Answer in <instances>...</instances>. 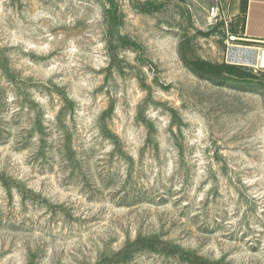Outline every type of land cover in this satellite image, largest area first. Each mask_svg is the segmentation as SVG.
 <instances>
[{
  "label": "rangeland",
  "instance_id": "374dc122",
  "mask_svg": "<svg viewBox=\"0 0 264 264\" xmlns=\"http://www.w3.org/2000/svg\"><path fill=\"white\" fill-rule=\"evenodd\" d=\"M224 5L0 0V264H264V44Z\"/></svg>",
  "mask_w": 264,
  "mask_h": 264
},
{
  "label": "crops",
  "instance_id": "0c3cea01",
  "mask_svg": "<svg viewBox=\"0 0 264 264\" xmlns=\"http://www.w3.org/2000/svg\"><path fill=\"white\" fill-rule=\"evenodd\" d=\"M240 0H223V13L233 19L231 21L239 22L238 9ZM234 10V11H233ZM264 0H247L245 23L234 25L229 28L233 36H244L245 41L256 42L258 39L264 41ZM238 39V38H237Z\"/></svg>",
  "mask_w": 264,
  "mask_h": 264
},
{
  "label": "built area",
  "instance_id": "2783aa9c",
  "mask_svg": "<svg viewBox=\"0 0 264 264\" xmlns=\"http://www.w3.org/2000/svg\"><path fill=\"white\" fill-rule=\"evenodd\" d=\"M230 38V40H235V39H237V37H235V36H230L229 37ZM256 42H258V43H261V44H264V41L262 40H260V39H258V41L256 40ZM261 52H264V48L261 50ZM262 54V53H261ZM254 71H261V72H264V63H263V61L262 60H260V62H259V57H258V61H257V65H255L254 66Z\"/></svg>",
  "mask_w": 264,
  "mask_h": 264
},
{
  "label": "water",
  "instance_id": "95a60500",
  "mask_svg": "<svg viewBox=\"0 0 264 264\" xmlns=\"http://www.w3.org/2000/svg\"><path fill=\"white\" fill-rule=\"evenodd\" d=\"M263 20V22H264V19H262ZM261 60L263 61V63H264V52H262V58H261Z\"/></svg>",
  "mask_w": 264,
  "mask_h": 264
},
{
  "label": "bare ground",
  "instance_id": "6f19581e",
  "mask_svg": "<svg viewBox=\"0 0 264 264\" xmlns=\"http://www.w3.org/2000/svg\"><path fill=\"white\" fill-rule=\"evenodd\" d=\"M262 52H261V50H260V53H259V62H260V60H261V58H262V54H261Z\"/></svg>",
  "mask_w": 264,
  "mask_h": 264
}]
</instances>
